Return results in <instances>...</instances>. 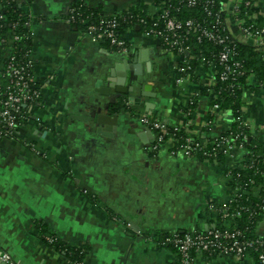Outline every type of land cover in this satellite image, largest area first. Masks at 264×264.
Segmentation results:
<instances>
[{
    "label": "crops",
    "instance_id": "1",
    "mask_svg": "<svg viewBox=\"0 0 264 264\" xmlns=\"http://www.w3.org/2000/svg\"><path fill=\"white\" fill-rule=\"evenodd\" d=\"M79 1L106 15L159 10V0H16L32 18L33 76L42 95L34 109L39 121H28L17 140H0V255L16 264H68L54 248L62 244L83 247L85 264H173V249L158 240L217 223L208 206L227 204L230 174L241 167L243 152L220 162L171 156L168 145L153 154L156 135L138 118L187 126L191 136L208 140L230 130L231 113L211 110L209 68L197 64L176 83L184 57L165 51L158 38L129 29L128 52L117 54L82 37L66 20ZM234 2L228 0L224 23L241 41ZM252 6L264 18V0ZM3 61L0 51V70ZM257 83L253 74L245 80L238 113L264 153V89ZM122 99L131 102L130 112L116 110ZM255 233L264 240V211ZM193 264L256 260L199 254Z\"/></svg>",
    "mask_w": 264,
    "mask_h": 264
},
{
    "label": "built area",
    "instance_id": "2",
    "mask_svg": "<svg viewBox=\"0 0 264 264\" xmlns=\"http://www.w3.org/2000/svg\"><path fill=\"white\" fill-rule=\"evenodd\" d=\"M16 1V0H14ZM190 7L195 6L202 0H184ZM242 0H235L231 12L234 21L238 24L240 34L244 40H236L227 30L225 23L221 22L214 30L199 28L192 21H180L174 15H171L168 10L160 13L157 20H162L163 29H149L145 32L150 37L162 39L165 51L175 53L178 56L184 55L190 58V47L186 46L188 35H197V42L206 40L218 47L220 50L215 54L214 60L220 68L216 71L212 65H204L205 59L202 58L200 65H203L211 71L215 80V75L218 76L220 82L234 81L241 75V63L235 60L237 52L235 49L236 43L245 44L249 41V45L260 51L264 48V26L253 27L251 25L244 26L242 20L235 18V13L238 11V4ZM245 6L251 7L252 4L245 2ZM228 1L222 5L220 15H224L227 11ZM25 13V22L22 23L25 30L24 33H17L18 23H12L8 32L0 33V51L4 56L2 69L0 70V140H17L19 132L28 121L38 122L39 119L34 115V109L40 106L41 103V88L33 76L34 62L31 55V16ZM153 14L159 13V10L154 9ZM77 9L70 8L66 20L73 28L79 20ZM249 19H256L255 15H248ZM5 18L0 14V29L3 27ZM80 23L86 25L85 32L79 34L88 39L92 44L103 45L108 43V47L114 50L117 54H126L128 52V42L124 35H117L116 29L118 23L114 17L111 19H100L97 24L88 23L85 20H79ZM138 24H144V20L139 18ZM157 22L153 24L156 26ZM24 41H30L29 45H25ZM183 63L185 61L183 60ZM180 75L176 80L177 84H181L189 75V68L182 66L177 69ZM260 88L264 89V83H257ZM198 94L193 95L189 105L192 106ZM211 110H219L216 104H213L215 97L210 94ZM125 106L131 110L132 104L126 101ZM191 111V109H188ZM128 112V111H127ZM138 121L147 129L153 131L156 135L151 152H158L160 145H168L171 156H181L185 159H203L207 161L217 162L218 155L226 157L231 155L235 150H240L243 155L246 154L245 143L249 140L250 134L247 133L248 125L241 116L236 119V130L227 131L214 139L198 140L189 134L187 126L182 129L172 128L169 131L168 127L159 121L149 119L144 115H140ZM180 130L186 132L185 137H176ZM182 142H181V141ZM27 147L35 155H40L33 145L27 144ZM242 165L236 170H242L246 167L251 168L254 161L246 165L241 159ZM264 165V156L260 159ZM231 182H234L232 173L230 174ZM259 185L253 183L252 180L244 183H238L231 188V194L227 201L228 206L209 205L208 208L217 212L220 221L224 225V229H219L212 226L206 230L172 233L158 241L161 247L173 249L176 260L173 264H193L194 257L202 254L208 257L221 256L233 257L240 259L248 254H256V264H264V240L257 238H248L245 234L235 227L230 228L234 221L241 216L240 210H233L230 205L237 199L244 198L245 201L251 198H258ZM264 211V205L259 208ZM247 211V209H246ZM228 222L230 224H228ZM49 245L55 243L54 238H44ZM68 259V258H67ZM68 264H85L84 262H71L68 259ZM0 263L16 264L12 258L5 253L0 255Z\"/></svg>",
    "mask_w": 264,
    "mask_h": 264
},
{
    "label": "trees",
    "instance_id": "3",
    "mask_svg": "<svg viewBox=\"0 0 264 264\" xmlns=\"http://www.w3.org/2000/svg\"><path fill=\"white\" fill-rule=\"evenodd\" d=\"M227 1L228 0H202L195 6L190 7L184 0H159L155 5L159 9V13L156 14H153L150 11L148 12L144 7H131L129 10L121 14L106 15L98 9H91L85 6L80 1L74 3L71 8L77 9L79 20H85L91 24H97L100 19H111L114 17L118 23L116 29L117 35H124L129 29L139 32H147L152 28L162 30V20L157 19L160 13L164 10H168L171 15H174L180 21L185 22L189 20L199 28L214 30L218 27L219 23L224 22V15H220L219 12L221 11L222 5ZM255 1L256 0H242V3L237 5L238 11L235 13V18L242 20L244 26H264V18H248V15H254L255 8L253 6L247 7L244 3L248 2L253 5ZM0 14L5 18V21L2 23L3 27L0 29L1 34L8 32L10 28L9 25L15 22L18 23L16 32L20 34L25 32L22 25L26 20L25 13L23 9L18 6L16 1L0 0ZM139 18L144 20V24L137 23ZM79 20L75 24V28L77 31L83 33L85 32L86 25L80 23ZM155 22H157V24L153 27ZM159 41L164 49L165 46L163 40L160 38ZM24 44L29 45L30 41H24ZM103 45L108 47L107 42H104ZM185 45L190 47V58L188 59L182 55V57H184L185 66L189 68V73L197 64L201 63L202 58L205 59L204 65L210 64L214 66L216 71H220V68H218L217 63L214 60V56L220 50V47L206 40H202L198 43L196 34L188 35ZM235 49L237 52L235 60L239 61L242 66L241 75L231 82H220L218 76L215 75V85L208 89L210 93H212V96L215 97L213 104H216L219 110L230 111L232 117L230 131L236 130V119L239 116L238 109L241 106L242 99V87H244V82L247 77L253 74L256 76L259 83H264V60L262 59L261 52L257 51L251 45L241 43H236ZM126 101V99L120 100L115 107L116 110L122 109L130 112L125 106ZM168 129L169 131H172V128ZM185 136L186 132L180 130L176 137ZM245 146L247 153L242 157L243 163L248 165L254 161V165L251 168L246 167L245 169L234 170L231 172L234 180V182L230 181L231 188L236 186L239 182L244 183L252 180L256 185H259L261 182V177L264 173V165L260 162V159L264 156L263 151H261L263 148L261 145L259 146L258 142H255L250 138L245 143ZM222 159V155H218L217 162H220ZM262 205H264V188L259 189L257 199L251 197L246 201L244 198L237 199L236 202L230 205V208L233 210H240L241 216L234 221V224L230 228L235 227L236 229L241 230L248 238L261 239L256 235L255 228L262 216V211L259 210ZM224 206H228V204H225ZM215 227L219 229L225 228L222 221H220V218H218ZM163 238L164 237L161 239ZM54 248L62 252L71 262H84L85 250L83 247L56 244ZM251 254L255 256L256 260V254Z\"/></svg>",
    "mask_w": 264,
    "mask_h": 264
},
{
    "label": "water",
    "instance_id": "4",
    "mask_svg": "<svg viewBox=\"0 0 264 264\" xmlns=\"http://www.w3.org/2000/svg\"><path fill=\"white\" fill-rule=\"evenodd\" d=\"M0 264H2V263H0Z\"/></svg>",
    "mask_w": 264,
    "mask_h": 264
}]
</instances>
